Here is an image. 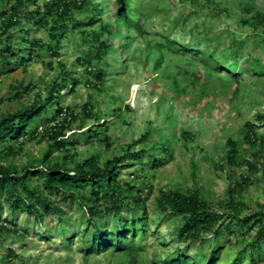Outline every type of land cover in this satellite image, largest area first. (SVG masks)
Instances as JSON below:
<instances>
[{
	"label": "rangeland",
	"instance_id": "374dc122",
	"mask_svg": "<svg viewBox=\"0 0 264 264\" xmlns=\"http://www.w3.org/2000/svg\"><path fill=\"white\" fill-rule=\"evenodd\" d=\"M90 2L93 6L104 5L100 20H111L114 11L107 1L88 0ZM38 3L41 4L42 0ZM130 3L134 21L140 26L142 36L134 38L123 55H120L122 51H117L116 40H113L115 53L106 56L104 61L97 64L99 67L95 64L92 66L104 69L105 83L100 87L101 92L92 88L93 78L86 77L89 81L85 82L84 69L78 64V59L89 53L91 43L76 33L68 35L59 60L43 54L40 60L35 59L26 68L14 65L3 69L0 74V113L18 109V103L8 99L13 95L11 86L17 84H31L35 88L31 95L24 96L21 104L31 102L35 93H40L41 98L45 99L46 87L58 76L57 63L60 62L66 71L72 72L80 80L75 91L64 90L60 95L61 106L69 107L80 115L71 124V129L66 131L62 141L69 144L68 140H74L73 137L75 140H85L90 130H96L102 124L109 130L110 150L107 151L98 142L90 145L82 141L76 149V161L96 156L99 164H103L113 156L134 155L142 148L139 140L145 133H150L151 142L158 140L160 144L169 146L172 159L166 158L161 168H150L151 161L164 155L156 149L155 154L146 153L141 161H134L133 167L121 170L123 180L136 188L145 189L143 195L146 197L148 227L150 231H157V236L149 235L144 239V250L135 264H154L155 259H164L171 252L184 248L175 238L180 219L161 214L157 208L159 192L198 190L203 199L221 209L228 198L229 186L244 170L233 171L224 165L223 159L228 152L227 140L231 138L237 144L239 142L241 158L247 159H250L253 150L241 142L245 125L252 122L257 126V136L264 140V125H258L254 120L256 116L264 114V76L252 75L256 71L253 69V72H243L239 83L230 82L224 73H212L209 67L191 56L183 57L169 52V43L176 42L178 46L175 45L172 50L184 47L199 49L214 53L219 62H237L244 69L255 66L264 70V25L249 21L255 14L264 16V0H130ZM91 15L88 11L75 13V20L86 22ZM13 32L16 42L21 40V36H27L30 40H46L41 32L30 28L26 31L17 28ZM48 62H53L52 71L45 67ZM173 78H177L181 86L189 87L176 99L172 98ZM88 101L98 121L82 119L81 107ZM48 116H53V111L50 110ZM45 125L46 121L40 119L32 126H36L40 133ZM46 145L44 141L27 142L20 156L10 162L22 166L37 160L41 158ZM60 154L55 150L52 158ZM261 154L264 156V148ZM219 164L224 167L221 168ZM253 181L254 184L242 193L246 203L245 212L249 214L264 203V178L261 173ZM148 186L151 191H148ZM64 205L67 216L63 220L67 223L63 227V235L56 230V218L46 217L41 224L24 215L13 219L4 205L0 220H12L19 233L25 229L29 233L25 239L12 231L2 236L0 264L6 261L8 250L18 256L16 264H129L127 258L110 252L84 260L79 240L73 239L71 245L64 243V236H71V231L79 230L78 221L82 217L76 206ZM129 215L126 210L122 211V216ZM237 230L233 236L220 235L217 243L213 237L205 236L204 241L189 247L188 253L194 256L195 252L208 251L218 244L223 248L220 261L234 260L254 235L247 233L244 244L241 233L245 232V228L240 231L237 226ZM48 231L52 238L42 240L39 236H45ZM248 253L241 259V264H250ZM252 264H264V252Z\"/></svg>",
	"mask_w": 264,
	"mask_h": 264
},
{
	"label": "trees",
	"instance_id": "16d2710c",
	"mask_svg": "<svg viewBox=\"0 0 264 264\" xmlns=\"http://www.w3.org/2000/svg\"><path fill=\"white\" fill-rule=\"evenodd\" d=\"M38 1L0 0V74L3 69L12 68L14 65L26 68L35 59L40 60L43 54L59 60L68 35L79 33L82 38L90 41L91 47L87 55L78 59V64L84 69L85 82L89 81L86 77L93 78L92 88L96 92H101L100 87L105 83V72L103 68L97 69V64L104 61L103 59L110 53H115L113 40H116L117 51H122L120 55H123L134 38L142 36L140 26L133 18L130 0H103V3L107 1L108 5L113 7L114 14L111 20H100L102 7L104 8L102 3L99 7L91 5L88 0H42L41 4ZM30 7H33L32 10H29ZM83 11L90 12L91 17L86 22L76 21L75 13ZM249 21L263 26L264 16L255 14ZM17 28L22 31L34 29L35 32H41L46 40H30L27 36H21V40L16 42L13 31ZM84 28L94 30L86 31ZM169 44V52L183 57L191 56L209 67L212 73L217 75L224 73L230 82L239 83L241 74L249 70L253 72V69L256 71L252 75L264 76V70L255 66L244 69L237 62L225 60L219 62L214 53L189 47L172 50L177 44L176 42ZM190 51L192 53H189ZM52 64L53 62H48L45 67L52 71ZM94 64L97 65L96 68L92 67ZM57 65L58 76L46 87L45 99L41 98L40 93H35L31 102L21 104L24 96L31 95L35 88L31 84L24 86L17 84L11 86L13 95L8 99L18 103V109L14 112L0 113V212L5 205L13 219L18 215H24L38 224L46 217H54L57 219L56 230L63 235V227L67 223L63 220L67 216L64 204H69L68 207L76 206L82 213L78 221L79 230L71 231L69 234L71 236H64V243L71 245L73 239L79 240L83 247L84 260L110 252L127 258L129 264H135L144 250V239L149 235L157 236V231H150L148 227L146 197L143 195L145 189L136 188L123 180L121 170L133 167L134 161H141L146 153L155 154L156 149L164 155L151 161L150 168L159 169L166 158L172 159V151L169 146L160 144L158 140L151 142L150 133H145L139 140L143 146L134 155L127 153L113 156L103 164H99L96 156H90L81 162L76 161V149L82 141L90 145L98 142L107 151L110 150L109 130L102 124L98 129L90 130L85 140H75L73 137L74 140H68L69 144L62 141L66 131L71 129V124L78 120L80 115L69 107L63 108L60 95L64 90L75 91L80 80L74 77L72 72L66 71L60 62ZM236 71L238 73H235ZM182 86L177 78L171 80L173 99L189 88L188 85ZM50 110L53 111V116H48ZM81 110L82 119L98 121L89 101ZM40 119H44L47 125L38 133L37 127L33 128L32 125ZM254 120L258 125H264V114L256 116ZM256 127L252 122L247 123L241 141L248 148H252L250 159L241 158L239 142L237 144L231 138L226 142L228 152L223 159L224 165L233 171L244 170L236 182L229 186L228 198L221 205V209L215 208L203 199L198 190L178 189L159 192L157 208L161 214L180 219L175 230V238L184 248L171 252L164 259H155L154 264H241V259L247 252L248 262L252 264L254 259L259 258L260 253L264 252V203L259 204L257 210L249 214L245 212L246 203L242 198V193L254 184L253 179L258 173L264 178V156L261 154L264 140L257 136ZM30 141L47 143L41 158L22 166L11 163L10 160L19 157L25 144ZM55 150L61 152V156L52 158ZM72 150H75L74 153H71ZM148 191H151L150 186ZM123 210L130 215L122 216ZM237 226L240 231L245 228V232L241 233L244 244L247 233L254 235L244 250L236 254L234 260L220 261L223 248L218 247V244L208 251L195 252L194 256L188 253L189 247L204 241L205 236L213 237L217 243L222 234L235 235L238 232ZM10 231L24 239L29 233L26 229L20 230L19 233L12 220H0V243L3 240L2 236L8 235ZM45 233V236L39 237L49 241L52 235L50 231ZM5 258L3 264H16L18 256L8 250Z\"/></svg>",
	"mask_w": 264,
	"mask_h": 264
}]
</instances>
